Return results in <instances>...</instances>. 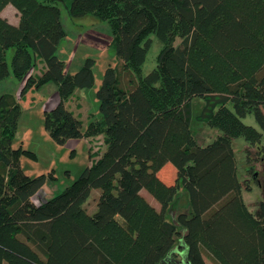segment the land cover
Returning <instances> with one entry per match:
<instances>
[{
  "label": "trees",
  "instance_id": "1",
  "mask_svg": "<svg viewBox=\"0 0 264 264\" xmlns=\"http://www.w3.org/2000/svg\"><path fill=\"white\" fill-rule=\"evenodd\" d=\"M60 1L0 0V12L11 4L19 15L13 24L0 14V82L10 74L12 48L21 95L56 86L58 103L44 111L51 137L62 144L102 135L104 148L71 184L36 203L47 175L21 169V155L35 153L12 147L21 104L0 94V264H166L167 255L176 260L181 252L187 264H207L205 256L213 264H264V0H72L70 16L108 22L123 62L105 68L96 91L100 116L84 129L65 101L93 84L94 60L65 70L57 54L66 36ZM150 33L162 46L143 75ZM38 58L45 66L34 74ZM195 96L203 99L196 118L220 131L204 145L191 129ZM247 114L259 129L242 120ZM239 136L248 143L247 171L263 192L254 211L242 196L250 183L238 177ZM164 169L174 170L172 180ZM93 188L100 194L89 213L84 203ZM180 189L188 206L168 220Z\"/></svg>",
  "mask_w": 264,
  "mask_h": 264
},
{
  "label": "rangeland",
  "instance_id": "2",
  "mask_svg": "<svg viewBox=\"0 0 264 264\" xmlns=\"http://www.w3.org/2000/svg\"><path fill=\"white\" fill-rule=\"evenodd\" d=\"M71 1H60L61 20L66 36L61 41L57 54L65 61V70L71 73L77 71L87 58L94 60L92 66L93 84L90 87H77L74 93L65 101L66 107L81 120L82 128L84 129L91 118L100 116L96 91L101 85L105 68L112 66L119 70L123 62L110 45L112 32L108 22L92 15L70 16L67 12V6ZM147 42L148 50L142 65L143 75L155 67L156 55L162 46L154 33L148 35ZM12 52V48L7 50L6 59L10 74L0 82V94H12L21 104V114L12 140V147L21 146L35 153V157L26 154L21 155L20 166L24 173L29 176H36L42 173L47 175L46 182L33 196V200L36 203H40L46 198L61 192L67 185L71 184L82 170L90 165L100 151L103 150L104 141L102 136H89L70 138L62 144L57 143L44 127V111L50 110L59 100L56 86L52 82H47L40 88L27 89L21 95L23 84L11 73L10 60ZM38 69L39 64L36 63L33 70L39 72ZM202 104V98L193 97L191 104V129L197 142L204 145L212 141L220 134V131L196 118ZM242 120L259 129L252 114H247ZM247 144L242 136L233 140L238 177L243 183L245 181L250 183V189L246 190L243 187L242 196L248 207L254 211L257 203L263 198V192L253 183L252 172L247 171V155L245 152ZM249 148L251 156L254 157L256 155L255 149L253 147ZM255 160V167L252 171L258 172L261 166ZM167 164L172 166L170 163ZM173 169H164L162 174L172 180L175 176ZM140 192L149 203L159 207L158 201L147 190L141 189ZM99 194L100 189L93 188L86 199L84 206L89 213L96 209ZM187 206V192L184 189H180L167 211L166 218L168 220L172 219L174 213L185 209ZM179 259H181L180 256L176 258V260ZM205 260L207 264H213L208 256H205ZM3 264L8 263L4 261Z\"/></svg>",
  "mask_w": 264,
  "mask_h": 264
},
{
  "label": "crops",
  "instance_id": "3",
  "mask_svg": "<svg viewBox=\"0 0 264 264\" xmlns=\"http://www.w3.org/2000/svg\"><path fill=\"white\" fill-rule=\"evenodd\" d=\"M1 16L7 18V20L13 24H18L19 21V15H18V11L15 9V7L11 4H7L0 12ZM36 63L39 64V72H35L34 70V74H39L45 66V63L43 61V59L38 58L36 60ZM96 136H102V135H96ZM94 136V137H96Z\"/></svg>",
  "mask_w": 264,
  "mask_h": 264
},
{
  "label": "water",
  "instance_id": "4",
  "mask_svg": "<svg viewBox=\"0 0 264 264\" xmlns=\"http://www.w3.org/2000/svg\"><path fill=\"white\" fill-rule=\"evenodd\" d=\"M164 261L166 262V264H179L180 262L187 264V262H185L184 260V255L182 252H181V259L175 260L174 258H171V255L169 254L165 257ZM159 264H162V263H159Z\"/></svg>",
  "mask_w": 264,
  "mask_h": 264
}]
</instances>
